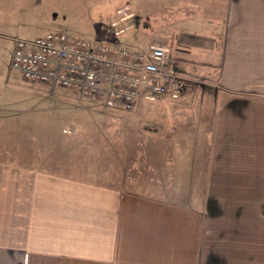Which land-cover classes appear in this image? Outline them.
<instances>
[{
	"label": "crops",
	"instance_id": "1",
	"mask_svg": "<svg viewBox=\"0 0 264 264\" xmlns=\"http://www.w3.org/2000/svg\"><path fill=\"white\" fill-rule=\"evenodd\" d=\"M35 2L0 0V39L40 27ZM135 5L163 17L151 44L187 35L171 43L186 89L154 119L159 141L141 178L153 188L0 156V264H264V0ZM6 83L26 96L1 93L0 114L23 115L31 83Z\"/></svg>",
	"mask_w": 264,
	"mask_h": 264
},
{
	"label": "rangeland",
	"instance_id": "2",
	"mask_svg": "<svg viewBox=\"0 0 264 264\" xmlns=\"http://www.w3.org/2000/svg\"><path fill=\"white\" fill-rule=\"evenodd\" d=\"M121 4H130L139 16L134 29L121 37L124 45L132 49L148 48L153 39L160 36L159 22L163 17L157 12L156 16L150 14L145 18L144 12L135 5L138 0L35 2L36 7L41 6L45 18L40 20V27L33 30L31 35L17 36L36 38L57 31L111 41L114 37L110 24L114 10ZM17 36L10 34L0 39V94H12L11 100L19 104L25 98V92L22 94L18 90L6 89L8 80L27 84L22 74L11 67ZM186 37V34L182 36L176 33L168 38L174 43ZM171 43H168V47L175 55ZM28 86L33 90L27 88L31 92L27 90V102L20 106L25 108L23 115L0 114L1 157L20 165H38L66 175L120 187L124 185L131 190L148 191L153 188L149 187L153 180L141 178L143 174L152 172L148 167L152 158V147L149 146L153 144L150 141H159L156 139L154 119L156 111L167 105L165 102L150 104L141 101L130 107H109L100 101L64 93L61 89L36 83ZM13 109L18 111L19 107ZM161 176L157 181L166 188L168 178L164 173Z\"/></svg>",
	"mask_w": 264,
	"mask_h": 264
},
{
	"label": "built area",
	"instance_id": "3",
	"mask_svg": "<svg viewBox=\"0 0 264 264\" xmlns=\"http://www.w3.org/2000/svg\"><path fill=\"white\" fill-rule=\"evenodd\" d=\"M136 21L132 6L123 4L112 17L111 41L57 31L36 38H16L11 67L30 83L68 91L109 107L178 101L186 82L170 48L152 43L145 49H132L121 40L134 29Z\"/></svg>",
	"mask_w": 264,
	"mask_h": 264
}]
</instances>
